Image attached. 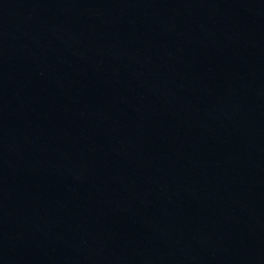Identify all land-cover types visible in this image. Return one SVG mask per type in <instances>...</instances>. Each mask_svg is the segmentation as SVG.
Here are the masks:
<instances>
[{
	"label": "water",
	"instance_id": "1",
	"mask_svg": "<svg viewBox=\"0 0 264 264\" xmlns=\"http://www.w3.org/2000/svg\"><path fill=\"white\" fill-rule=\"evenodd\" d=\"M0 264H264V0H0Z\"/></svg>",
	"mask_w": 264,
	"mask_h": 264
}]
</instances>
